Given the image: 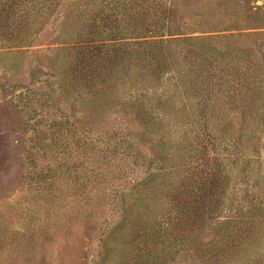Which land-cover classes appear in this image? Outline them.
<instances>
[{"label": "rangeland", "instance_id": "obj_1", "mask_svg": "<svg viewBox=\"0 0 264 264\" xmlns=\"http://www.w3.org/2000/svg\"><path fill=\"white\" fill-rule=\"evenodd\" d=\"M162 38L171 52L194 50L230 80L228 97L207 110L209 126L245 136L242 161L229 152L221 160L226 187L215 211L174 230L165 223L166 214L177 216L174 202L143 184L165 179L170 154H184L191 167L202 162L178 144L164 146L167 129L136 130L121 106L166 102L158 98L177 83L174 67L157 94L142 87V67H125L110 91L89 67L91 56L107 61L127 47L114 45ZM88 43L111 48L93 52ZM133 212L150 217L147 229L134 230ZM249 214L264 220V0H0V264H206L201 253L211 252L227 219ZM154 224L162 234L144 259ZM260 236L250 253L264 257V229Z\"/></svg>", "mask_w": 264, "mask_h": 264}, {"label": "trees", "instance_id": "obj_2", "mask_svg": "<svg viewBox=\"0 0 264 264\" xmlns=\"http://www.w3.org/2000/svg\"><path fill=\"white\" fill-rule=\"evenodd\" d=\"M155 10L158 9L155 8ZM138 15L141 16V12H138ZM168 22H170V18H168ZM98 28L99 26H97V31L100 32ZM166 42L167 40L162 38L160 40L156 39L154 41L140 43L117 44L112 47L127 45V47H135L137 49L130 52L125 51L128 50L127 47L125 50H114L107 61H103V58H105L103 55L95 58L91 56L93 60L89 67H94V70L97 68L100 69L99 75L102 78L101 83L106 86L108 91L111 90L113 85V77L117 73L122 72L125 67L135 65L142 67V69H147V78L149 79L147 82L149 84L148 86L143 85L142 87L152 89L155 94L162 87V78L166 70H171L174 67L175 70L173 73L175 72L177 74V83L173 84V88H167L168 90L163 88L164 93L158 98L165 97L166 102L164 101L162 103L160 101L158 106L156 105L155 107L152 103L153 99L142 96L143 98L141 99L131 101V107L133 108L131 111L126 110L127 107L124 106L125 102L121 104L124 112L131 117L133 116L131 123L135 124L131 125L136 130L142 129L146 132L150 131L149 127H157L159 130L167 129L164 135L161 134L163 136L161 142H163L164 146L171 145L172 147H169L170 150L173 148L174 151H178L174 146V144H178L177 148L183 147V152L187 149L186 154L190 155V160L195 155L196 159L202 162V166L197 164L191 167L190 164H184L181 161V157L185 159L184 154H179V156L175 153L170 154V157L167 158V162L169 163H165L161 168L165 179L157 186H152V180H149L150 183L149 181H145L143 184L144 190H151L153 194H158L159 191H162L174 202L173 205L175 208H178L177 216L168 213L166 214L168 215V222L165 221L167 227L169 229L173 227L174 230L184 223L195 224L197 219H201V216L215 211L216 205L219 203L221 195L223 194L222 190L226 187L224 180L227 172L221 160L225 153L229 152L231 155H237V158L234 160L242 161L241 155L245 151L241 150L240 147L244 146L242 141L245 136L243 135L244 129H240L235 133L230 132L229 128H220L224 133L220 134L218 133V129L209 126L210 115L212 116L213 113L208 116L209 112L207 110L211 109V112L214 111V106L220 101L221 95L228 97L226 93L231 88L234 89L233 86H226L230 80L222 76H217L212 67L213 65L208 64L206 59L200 58L199 54L194 50L184 54L181 51L171 52L168 50L170 48ZM89 46H93V52L95 50L101 51L104 48H111V46H106V44L91 43H88L85 48ZM205 68H212V73L209 69L205 70ZM205 71L208 74H203ZM223 79L226 80L223 81ZM91 81H94V79H91ZM120 81L121 84H126L123 80ZM117 87L114 86L113 89ZM126 87L127 85L124 88ZM122 98L127 99L125 96H122ZM241 99L242 97L236 101V106H239ZM184 102L187 105L183 109L176 107L178 103L183 104ZM256 103L257 101L254 102V104ZM187 106H189V110H187ZM245 107H242V109L239 106L243 115L246 113ZM168 117L169 120H167ZM126 122L129 124L130 121ZM180 128H185V133L184 135L179 134L180 136L177 137L175 134L179 133V131L182 132ZM189 132L191 133L190 137L188 136ZM127 140L130 144H135L131 138ZM145 185H150V188H146ZM159 187H162V189L160 190ZM147 200H152V198L149 197L146 200L144 198L135 199V204L132 206L142 204ZM245 209H247V212L252 211L256 209V205L247 206ZM131 213L132 209H128L124 217L125 220L128 216H131ZM145 216L146 214H136L133 212L132 221L135 231L139 227L140 229L144 228V226L147 229L145 224L150 217L148 216L147 219ZM253 216L255 215L249 214L248 218L245 215L234 219L231 216L227 219L229 225L228 223L225 224L224 234L216 241L211 252H207L205 255L201 253L204 263L264 264L263 254L258 252L250 253L253 246L261 241L262 237L260 233L264 229V225L260 229V224L264 220L253 219ZM152 226V228L147 230L148 233L144 239V243L148 247L145 249L148 251L144 253V259L151 256V244L161 236L163 230V228L155 224ZM133 235L137 239L138 236L140 238L142 237L141 234L137 236L136 232ZM117 238H115L116 241ZM127 241L124 243L133 245V241ZM142 257L143 254L136 258L141 260Z\"/></svg>", "mask_w": 264, "mask_h": 264}]
</instances>
